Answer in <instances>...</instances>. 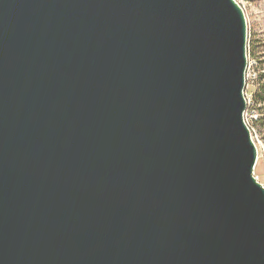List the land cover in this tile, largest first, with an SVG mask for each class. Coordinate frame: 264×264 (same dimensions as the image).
I'll use <instances>...</instances> for the list:
<instances>
[{"label": "water", "instance_id": "water-1", "mask_svg": "<svg viewBox=\"0 0 264 264\" xmlns=\"http://www.w3.org/2000/svg\"><path fill=\"white\" fill-rule=\"evenodd\" d=\"M235 0H0V264H264Z\"/></svg>", "mask_w": 264, "mask_h": 264}, {"label": "built area", "instance_id": "built-area-1", "mask_svg": "<svg viewBox=\"0 0 264 264\" xmlns=\"http://www.w3.org/2000/svg\"><path fill=\"white\" fill-rule=\"evenodd\" d=\"M244 10L246 13L247 19L250 21V32H249V44H248V66L246 70V87H245V96L247 100V110L245 112V117L247 124L249 125L253 139L258 147V161L260 159L264 160V146L261 144V140L257 136V132L255 129V120L258 119V115L253 111L256 109L255 105V92L260 86L261 72L259 68L258 61L252 55V41L254 39L253 29H252V16H253V6L257 0H235ZM256 9V8H255ZM254 88L255 91H250V89ZM252 109V111H250ZM250 113V115H248ZM258 179V176H256ZM264 186V183H263Z\"/></svg>", "mask_w": 264, "mask_h": 264}, {"label": "rangeland", "instance_id": "rangeland-1", "mask_svg": "<svg viewBox=\"0 0 264 264\" xmlns=\"http://www.w3.org/2000/svg\"><path fill=\"white\" fill-rule=\"evenodd\" d=\"M252 12V29L254 34V39L252 41V55L258 61L261 72H264V0H257L253 6ZM250 91H255V89L252 88ZM250 111H252V109ZM253 111L258 115V119L261 118L264 114V104L258 105ZM248 115H250V113ZM258 119L255 120V129L257 136L261 140V144L264 146V125L258 123ZM255 176H258V180L262 184L264 183L263 159H260L257 162Z\"/></svg>", "mask_w": 264, "mask_h": 264}, {"label": "trees", "instance_id": "trees-1", "mask_svg": "<svg viewBox=\"0 0 264 264\" xmlns=\"http://www.w3.org/2000/svg\"><path fill=\"white\" fill-rule=\"evenodd\" d=\"M261 83L257 91L255 92V105L256 107L258 105L264 104V73H261L260 75ZM261 109V108H259ZM258 123H262L264 125V114L261 118L258 119Z\"/></svg>", "mask_w": 264, "mask_h": 264}, {"label": "bare ground", "instance_id": "bare-ground-1", "mask_svg": "<svg viewBox=\"0 0 264 264\" xmlns=\"http://www.w3.org/2000/svg\"><path fill=\"white\" fill-rule=\"evenodd\" d=\"M245 15H246V13H245ZM246 18H247V16H246ZM247 23H248V44H249V32H250V24H249L250 22H249V19H247ZM248 44H247V51H248Z\"/></svg>", "mask_w": 264, "mask_h": 264}]
</instances>
